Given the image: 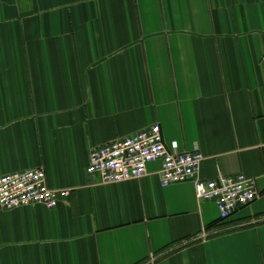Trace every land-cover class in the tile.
Returning <instances> with one entry per match:
<instances>
[{
    "label": "crops",
    "instance_id": "crops-1",
    "mask_svg": "<svg viewBox=\"0 0 264 264\" xmlns=\"http://www.w3.org/2000/svg\"><path fill=\"white\" fill-rule=\"evenodd\" d=\"M243 173L222 220L192 182L88 174L93 148L153 124ZM43 167L54 209H0V264H264V0H0V175Z\"/></svg>",
    "mask_w": 264,
    "mask_h": 264
},
{
    "label": "built area",
    "instance_id": "built-area-1",
    "mask_svg": "<svg viewBox=\"0 0 264 264\" xmlns=\"http://www.w3.org/2000/svg\"><path fill=\"white\" fill-rule=\"evenodd\" d=\"M204 160L203 153L181 151L177 142L170 147L163 139L160 124H153L139 132L96 146L89 155L88 174L97 175L104 183L140 178L147 173L148 165L160 161L162 187L192 182L199 200L215 202L220 218H231L242 207L258 198L255 181L243 173L206 180L199 177ZM69 189L48 185L43 167L13 171L0 175V209L43 204L56 208L68 199Z\"/></svg>",
    "mask_w": 264,
    "mask_h": 264
}]
</instances>
